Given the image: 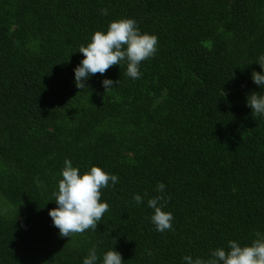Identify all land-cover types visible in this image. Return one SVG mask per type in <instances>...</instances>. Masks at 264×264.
Segmentation results:
<instances>
[{
	"label": "trees",
	"instance_id": "obj_1",
	"mask_svg": "<svg viewBox=\"0 0 264 264\" xmlns=\"http://www.w3.org/2000/svg\"><path fill=\"white\" fill-rule=\"evenodd\" d=\"M121 17L156 34L157 53L139 79L122 63L77 88L80 45ZM261 54L264 0H0V264H82L93 246L124 264H184L250 244L264 232V117L246 102L264 94ZM66 158L119 176L96 230L71 238L49 215ZM158 182L165 232L147 207Z\"/></svg>",
	"mask_w": 264,
	"mask_h": 264
},
{
	"label": "clouds",
	"instance_id": "obj_2",
	"mask_svg": "<svg viewBox=\"0 0 264 264\" xmlns=\"http://www.w3.org/2000/svg\"><path fill=\"white\" fill-rule=\"evenodd\" d=\"M101 14L107 16L109 9L104 8ZM78 51L83 59L74 69L77 88L84 89L86 81L96 73L104 74L111 66L126 64V75L132 79L142 76L141 63L153 57L158 51V36L142 31L133 17H121L112 20L107 30H96L87 45L81 44ZM264 69V54L255 60ZM252 80L264 89V72L253 70ZM116 82L106 77L102 84L105 90ZM247 105L252 109L253 117H264V94L252 91L247 95ZM62 179L58 182V190L53 192L57 207L49 210L53 225L59 229L61 237L95 231L109 203L101 200L102 189L115 187L119 176L106 171L101 166L93 165L81 173L70 158L64 160L61 170ZM166 185L158 182V196L147 200V207L153 209L150 217L156 231L165 232L173 229L174 214L166 209L167 199L164 196ZM144 195H147L145 193ZM137 205L144 204V196L137 193L133 197ZM163 201L164 203H161ZM151 255V251H148ZM124 259L115 247L98 253L95 246L88 250L82 264H124ZM184 264H264V232L257 231L250 244H241L236 239L227 241V246L211 250L208 259L182 256Z\"/></svg>",
	"mask_w": 264,
	"mask_h": 264
}]
</instances>
